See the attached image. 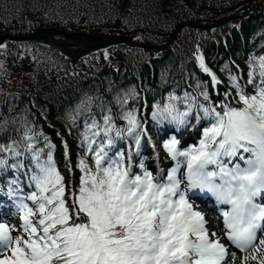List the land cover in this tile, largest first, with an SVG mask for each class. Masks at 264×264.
<instances>
[{
	"label": "snow or ice",
	"instance_id": "1",
	"mask_svg": "<svg viewBox=\"0 0 264 264\" xmlns=\"http://www.w3.org/2000/svg\"><path fill=\"white\" fill-rule=\"evenodd\" d=\"M197 59L213 87L218 85L203 58ZM256 75L248 73L253 94L230 76L241 107L212 106L207 91L200 93L205 103L186 93L184 111L174 96L153 106L158 124L185 125L193 110L197 122L210 121L198 145L180 149L175 136L163 142L174 162L167 172L158 155L155 174L145 158L135 159L147 130L134 109L122 112L123 127L117 128L111 115L102 124L86 123L85 155L77 164L80 183L67 192L51 146L47 153L36 148L30 129L24 132V152L16 141L0 144V169L8 167V156L17 160L12 165L17 171L27 167L19 160L25 152L33 165L28 169L33 190L16 204L19 224L0 222V264H235L237 253L230 247L244 254L240 264H248L250 256L257 260L255 253L264 249V64L259 83ZM90 104L88 98L78 110ZM118 140L132 142L126 152L115 150ZM11 183L17 188H10V198L19 191L18 182ZM196 191L228 206L220 213V238L190 202ZM257 264H264V257Z\"/></svg>",
	"mask_w": 264,
	"mask_h": 264
},
{
	"label": "trees",
	"instance_id": "2",
	"mask_svg": "<svg viewBox=\"0 0 264 264\" xmlns=\"http://www.w3.org/2000/svg\"><path fill=\"white\" fill-rule=\"evenodd\" d=\"M252 1L0 0V34L27 35L54 27L67 32L134 35L139 44L163 45L184 24L214 25L245 13ZM250 11V16L213 30L184 28L162 53L121 45L92 54L75 68L54 46L7 43L0 49V144L16 141L15 146L24 152V132L30 129L36 148L47 153L51 146L56 168L69 186L67 192L80 183L77 164L85 155L83 134L86 123L93 119L102 124L103 117L111 115L119 128L125 125L122 112L134 109L150 135L162 138L164 131L172 136L178 130L185 134L196 114L193 110L182 126L168 121L156 123L152 120L153 106H163L169 96L176 97L180 111L185 110L186 93L205 103L202 91L208 92L212 106L230 103L241 107L230 76L237 77L245 91L253 94L248 73L254 70L259 83L258 73L264 64V0H257ZM197 57L203 58V64L220 81L218 85L213 87L211 76L202 70ZM226 93L230 94L227 98ZM88 98L91 104L78 110ZM143 112L145 120L140 116ZM209 124L208 119L198 122L200 138ZM131 143L118 140L115 150L126 152ZM149 154L144 137L136 160L145 158L149 167ZM19 160L27 167L17 171L12 167L17 160L8 156V167L0 169V188L6 185L13 189L12 181L26 184L24 176L30 175L28 169L33 167L31 158L25 152ZM69 167L74 169L72 174Z\"/></svg>",
	"mask_w": 264,
	"mask_h": 264
},
{
	"label": "water",
	"instance_id": "3",
	"mask_svg": "<svg viewBox=\"0 0 264 264\" xmlns=\"http://www.w3.org/2000/svg\"><path fill=\"white\" fill-rule=\"evenodd\" d=\"M256 3L257 0H253L249 7L245 9V13H237L213 26L184 24L177 30L172 38L168 39L161 46L149 43L138 44L135 42V36L122 35L119 33L99 32L89 34L86 32H67L51 27L39 28L27 35H13L11 33L0 34V49L6 47L7 43L11 42H40L46 46H55L66 59L70 60L72 68H75L80 60L87 58L92 54L106 51L119 45L162 53L176 40L177 36L184 28L189 27L198 30L216 29L230 21L250 15V7Z\"/></svg>",
	"mask_w": 264,
	"mask_h": 264
},
{
	"label": "rangeland",
	"instance_id": "4",
	"mask_svg": "<svg viewBox=\"0 0 264 264\" xmlns=\"http://www.w3.org/2000/svg\"><path fill=\"white\" fill-rule=\"evenodd\" d=\"M134 36V35H133ZM170 39V38H169ZM168 40V39H167ZM166 40V41H167ZM135 42L137 43V39L135 40ZM174 43V42H173ZM172 43V44H173ZM149 44H152V43H149ZM171 44V45H172ZM152 45H154V44H152ZM171 45H169L168 47H167V49L171 46ZM156 46H161V45H156ZM234 59V58H233ZM144 115H146V114H141L140 116H144ZM141 117V118H142ZM144 120V119H143ZM194 128V129H193ZM192 129V135L194 136V137H197L198 136V133H199V128H198V126H197V129L195 128V127H193ZM176 130V129H175ZM159 132H162V131H159ZM181 131L180 130H178V133H177V135L180 133ZM189 132V130H186L185 131V134L182 136V138L180 139V142H181V144H182V142H184L186 139L185 138H187V133ZM161 134H163V136H162V138H159V137H157V136H154L153 138H151V139H148V137H146V144H147V150H148V153H150L149 154V157H150V159H151V162H152V164H153V161H154V164H156L157 162H156V157H157V155L160 157V160H163V158H162V156L163 155H166V156H164V158L165 159H167L166 157H168L167 156V154L165 153V151L163 150V148H162V144H163V142L164 141H166V140H168V139H170L171 138V136L173 135V134H169L168 133V131H164L163 133H161ZM176 135V136H177ZM175 136V137H176ZM187 141V143L188 142H190L191 141V139L188 137V140H186ZM150 142H152V145H151V143ZM181 144H179L180 146H181ZM178 145V146H179ZM183 145V144H182ZM187 145V144H186ZM146 153H147V151H146ZM66 156H68V154H67V152L65 153V158H68V157H66ZM152 159H153V161H152ZM165 162H166V160H164ZM147 163H150L149 162V160H148V162ZM67 163H65V165H66ZM68 172L69 173H72V172H74V169H73V167L71 168V167H69V169H68ZM24 177H26V180L28 181V175H26V176H24ZM24 195H27L28 193L25 191L24 193H23ZM261 257H264V252H262V255L259 257V258H257V260L256 261H253V263L252 264H257V262H258V260L261 258ZM237 262H235V264H236Z\"/></svg>",
	"mask_w": 264,
	"mask_h": 264
},
{
	"label": "bare ground",
	"instance_id": "5",
	"mask_svg": "<svg viewBox=\"0 0 264 264\" xmlns=\"http://www.w3.org/2000/svg\"><path fill=\"white\" fill-rule=\"evenodd\" d=\"M254 261L251 259V256L249 257V260H248V264H251V262ZM236 264H240V260L236 263Z\"/></svg>",
	"mask_w": 264,
	"mask_h": 264
}]
</instances>
